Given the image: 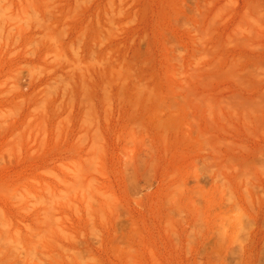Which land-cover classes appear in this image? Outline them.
Here are the masks:
<instances>
[{
    "label": "rangeland",
    "instance_id": "obj_1",
    "mask_svg": "<svg viewBox=\"0 0 264 264\" xmlns=\"http://www.w3.org/2000/svg\"><path fill=\"white\" fill-rule=\"evenodd\" d=\"M0 264H264V0H0Z\"/></svg>",
    "mask_w": 264,
    "mask_h": 264
},
{
    "label": "bare ground",
    "instance_id": "obj_2",
    "mask_svg": "<svg viewBox=\"0 0 264 264\" xmlns=\"http://www.w3.org/2000/svg\"><path fill=\"white\" fill-rule=\"evenodd\" d=\"M41 94H42V93H41ZM42 97H43V96H42ZM43 98H44V97H43ZM43 98H41V99H43ZM41 99H40V100H41ZM39 102H40V101H39ZM39 104L41 105V103H39ZM43 105H44V104H43ZM41 107H42V106H39L38 108H41ZM43 182H44V181H43ZM39 190H40V189H39Z\"/></svg>",
    "mask_w": 264,
    "mask_h": 264
}]
</instances>
